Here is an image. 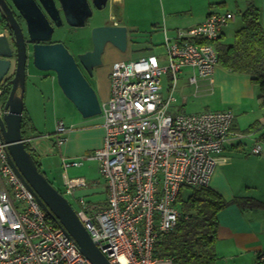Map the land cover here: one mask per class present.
I'll list each match as a JSON object with an SVG mask.
<instances>
[{"label": "built area", "instance_id": "built-area-1", "mask_svg": "<svg viewBox=\"0 0 264 264\" xmlns=\"http://www.w3.org/2000/svg\"><path fill=\"white\" fill-rule=\"evenodd\" d=\"M235 17L228 11L212 13L204 23L179 30L173 38L166 33L167 66L155 54L111 66L110 96L102 106L103 145L82 157L99 161L107 202L90 206L80 197L76 211L112 264H174L154 257V250L161 234L180 219L177 199L182 188L209 186L226 141L245 135L233 132L232 110L174 111L176 95L161 92V78L168 71L176 82L177 72L191 67L195 73L189 81L196 85L197 77L213 73L216 48L189 38L217 39ZM65 130L60 121L56 134ZM34 139L25 138L33 150ZM63 141L58 136V142ZM7 148L0 129V264H92L16 174L7 161ZM261 151V144L252 149L254 154ZM64 162L68 169L82 161L64 158ZM66 186L74 194L86 180L67 178ZM256 262L264 264V252Z\"/></svg>", "mask_w": 264, "mask_h": 264}, {"label": "crops", "instance_id": "crops-1", "mask_svg": "<svg viewBox=\"0 0 264 264\" xmlns=\"http://www.w3.org/2000/svg\"><path fill=\"white\" fill-rule=\"evenodd\" d=\"M162 1L163 9L167 5L172 10L171 14L178 15L181 12L177 8V0ZM248 4L249 1L245 6L246 8ZM254 4L260 9L261 20L264 25V0H254ZM190 12L193 14L187 21L186 19L180 20V22L179 20L172 19L169 21L165 19L164 26H162L164 41L166 33L173 38L179 30L189 29L204 23L210 12L221 11L211 10L202 15H196L193 10H190ZM227 26L223 30L225 34ZM135 27H128V30H133ZM158 27L156 24L154 28ZM164 45L166 46L165 42ZM149 49L150 46L147 42L143 43L141 40H135L130 35L129 46L125 52H122L111 43L107 44L103 64L94 68V75L92 76V82L95 85L93 87L102 106L106 105L110 96L112 64L116 61L132 60L134 57L136 59L154 54L150 53L151 50ZM194 73L193 68L182 67L177 72L176 82L172 78L173 83L164 95L172 91L178 98L174 111H185L194 114L197 112H189L184 109L189 99L182 91L185 83L190 84L189 77ZM179 74H182V78ZM197 78L198 85L191 83L193 89L196 86L197 96L205 100V104H213L215 110H232L235 116L233 132L245 134L243 137L232 135L226 141L224 151L218 157V163L209 184L229 202L219 213L220 225L216 241V250L219 254L218 264H257L258 255L264 252V108H259L256 100V98L258 99L259 90L249 75L233 72L220 63L215 66L210 76ZM180 82L185 83L179 87ZM73 108L71 117L68 116L58 121H63L66 126L63 133L46 134L38 131L33 115L25 105L24 117L27 113L35 127L31 133L28 131V135L30 134L31 137L35 138V145L38 149L35 152L41 160L45 174V162L43 161L45 156L57 151L63 157V160L64 158L82 159V157L90 155L103 145L105 135L103 114L85 118L76 106ZM257 109H261L259 110L261 111L259 116H255L254 121L249 120V117L258 112ZM208 110L214 109L206 105L203 110L198 112ZM250 127L252 128L251 131L248 130ZM37 131L39 133L36 134ZM58 136L64 140L63 143L58 142ZM257 144L262 146L260 154L252 153V149ZM67 178L68 175L65 174L63 184ZM49 180L52 182L51 179ZM80 189L82 188L78 187L74 192L73 197H75L74 201L76 203L81 197L78 195Z\"/></svg>", "mask_w": 264, "mask_h": 264}, {"label": "water", "instance_id": "water-1", "mask_svg": "<svg viewBox=\"0 0 264 264\" xmlns=\"http://www.w3.org/2000/svg\"><path fill=\"white\" fill-rule=\"evenodd\" d=\"M28 22L29 41L33 44L32 54L28 40L13 11L0 1V9L11 23L17 50L15 73L11 80V90L4 102H0V129L8 144V160L25 186L35 194L48 214L61 224L67 235L74 238L81 252L92 264H112L108 256L94 242L89 230L80 220L77 211L66 198L39 170L34 155L28 151L23 134L25 113V90L28 58L40 71H54L64 94L73 102L85 118L102 114L98 94L90 83L89 76L94 68L103 64V56L108 43L122 52L129 46V30L125 25L104 24L92 31L93 49L74 56L62 42H50L57 27L63 25L64 15L71 26H82L93 15V6L103 9L110 0H40L39 8L35 0H12ZM114 3L118 0H113ZM93 5V6H91ZM43 9V11H42ZM47 14V15H46ZM52 21H51V20ZM13 50L6 35H0V84L10 73ZM35 140V139H34ZM38 150V149H34Z\"/></svg>", "mask_w": 264, "mask_h": 264}, {"label": "rangeland", "instance_id": "rangeland-1", "mask_svg": "<svg viewBox=\"0 0 264 264\" xmlns=\"http://www.w3.org/2000/svg\"><path fill=\"white\" fill-rule=\"evenodd\" d=\"M248 1L249 0H177V8L181 11L177 15L171 14L172 10L171 8L169 9L167 5L163 9L162 0H120L118 4L120 8L113 10V15H116L122 25L127 26V28L136 26L133 30H129V35L133 36L135 40H141L143 43L147 42L150 46V53H154L158 56L161 60V64L167 66L169 65V60L167 58V47L164 45V32L162 31L165 19L169 21L172 19L179 20V22L180 20L186 19L187 21L193 14L190 10H193L194 13L196 12V15H202L211 10L221 12L230 11L234 13L236 17L225 28V39L231 42L233 41L235 32L242 27L244 23L243 12L245 11V6ZM111 14L110 7H104L101 10L96 9L94 15L89 18L87 24L83 27H73L68 24L57 27L55 32H53L52 41L64 43L69 51L77 57L80 53L92 49L93 42L91 30L98 25L112 21L115 17L111 16ZM156 24L159 26L158 28H154ZM109 47L111 46L109 45ZM30 50L32 54V47ZM28 59L24 98L26 108L31 111L34 123L39 132H44L46 134L56 133L58 121L70 116L71 113H73L72 110H74L73 107L75 105L67 95L64 94L54 71H40L34 65L32 57ZM179 75L182 78V74ZM173 76L172 70L163 74L161 78V92H163V94L168 92L169 86L173 83ZM87 77L93 86V77L89 75H87ZM183 83L180 82L179 87L182 86ZM182 91H184L183 94L187 95L189 99L184 107L186 111L198 112L203 110L206 105H209L214 110L216 109L213 104H205L206 101L197 96L196 86L193 89L191 83L188 85L185 83ZM256 100L259 106V101L257 98ZM1 102H4V100H1ZM259 110L261 109H257L256 111L258 112L249 117V120L254 121L253 119H256L254 117L259 116V112H261ZM38 131L36 134L39 133ZM78 160L82 161L83 159L78 158ZM43 161L45 162L46 177L52 180V185L68 198L75 209H78V204L74 201V194L68 193L66 182L64 184L62 183L65 174L68 175V178L84 177L86 179V186L81 187L82 189H80L81 191H79L78 195L84 197L90 206H103L107 202L106 182L100 174V164L98 160L86 159L83 160L82 165L71 166L66 169L63 157L56 151L53 154L45 156ZM39 162L41 163L40 159ZM192 190V187L184 188L182 192L183 198H187L192 193Z\"/></svg>", "mask_w": 264, "mask_h": 264}, {"label": "trees", "instance_id": "trees-1", "mask_svg": "<svg viewBox=\"0 0 264 264\" xmlns=\"http://www.w3.org/2000/svg\"><path fill=\"white\" fill-rule=\"evenodd\" d=\"M212 13L215 12H210L208 16ZM243 21L231 42L225 39L223 31L217 39L194 37L189 40L213 45L217 50L218 63L233 72L249 75L259 90V106L264 108V25L260 9L254 4V0H249L243 12ZM31 121L26 113L22 122L24 136L35 129ZM248 130L251 131L252 128ZM30 152L34 157L37 156L35 152ZM37 164L42 171L39 159ZM184 188L177 199L182 213L180 219L172 230L161 234L155 245L154 257L171 259L174 264H218L216 241L220 225L219 213L229 202L210 185L198 189L192 187V193L187 198L182 196ZM50 219L59 224L53 217Z\"/></svg>", "mask_w": 264, "mask_h": 264}, {"label": "flooded vegetation", "instance_id": "flooded-vegetation-1", "mask_svg": "<svg viewBox=\"0 0 264 264\" xmlns=\"http://www.w3.org/2000/svg\"><path fill=\"white\" fill-rule=\"evenodd\" d=\"M0 1H1V3L4 2V0H0ZM5 1H6V5L13 11V14L16 17L19 25L23 29L24 34H25V37H26V40H28V45L27 46H29V51L31 52L30 48L33 47V44L34 43H31V41H29V35L27 34L28 33V22L26 21V19L24 18V16L21 14V12L17 9L16 5L14 4V2L12 0H5ZM35 1L37 3L38 7L39 8H42V5H41L40 0H35ZM91 6H93V5H91ZM105 7H110L111 12H112L111 16H113L115 18H113L112 21L103 23L102 25H104V24L105 25L106 24H109V25H122V23L119 21V19L117 18V16L116 15H113L114 14L113 10L119 9L118 2L114 3L113 0H110ZM92 8H93V15H94V11L97 8L95 6H93ZM98 10H101V9H98ZM42 11H43V9H42ZM92 16H90V17H92ZM62 17H63V25L62 26H65L68 23H67V21H66V19H65V17H64L63 14H62ZM89 18L85 21L84 25L78 26V27L85 26L87 24V21L89 20ZM52 24L55 26V29H56L57 26L54 24L53 21H52ZM68 25H70V24H68ZM98 26H100V25H98ZM73 27H76V26H73ZM0 35H6V36H8L10 45H11L12 50H13V57L11 59L12 62H13V64H12L10 73L5 77V79L0 84V102H1V100H5L6 98H4V97H8V95L10 93V90H11V84H10V82H11V80L14 77V73H15V64L14 63H16V59H17V50H16V47H15L16 45H15V38H14V34H13V29L11 27V23L8 22V19L6 17V14H4L1 9H0ZM50 42H60V41H52L51 40ZM92 49H93V47H92ZM92 49H90V50H92ZM30 54L31 53H29V55ZM86 75H88V74L86 73ZM29 136H30V134L29 135L27 134L26 137H29ZM26 137L24 136V138H26ZM27 146L28 147H26V148L28 149V151L31 150V151L35 152V150H33L31 148L32 147L31 144H27ZM34 154L36 156V152ZM34 158L37 159L38 157L36 156ZM41 170L43 171V168H41Z\"/></svg>", "mask_w": 264, "mask_h": 264}, {"label": "bare ground", "instance_id": "bare-ground-1", "mask_svg": "<svg viewBox=\"0 0 264 264\" xmlns=\"http://www.w3.org/2000/svg\"><path fill=\"white\" fill-rule=\"evenodd\" d=\"M66 46V45H65ZM15 64V63H14ZM5 101V100H4ZM36 151V150H35ZM9 152V151H8ZM82 162H83V160H82ZM82 162H80V164L79 165H82Z\"/></svg>", "mask_w": 264, "mask_h": 264}, {"label": "clouds", "instance_id": "clouds-1", "mask_svg": "<svg viewBox=\"0 0 264 264\" xmlns=\"http://www.w3.org/2000/svg\"><path fill=\"white\" fill-rule=\"evenodd\" d=\"M76 210V209H75Z\"/></svg>", "mask_w": 264, "mask_h": 264}]
</instances>
